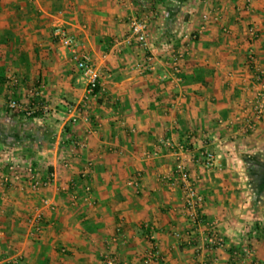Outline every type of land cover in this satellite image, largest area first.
<instances>
[{
  "label": "crops",
  "instance_id": "crops-1",
  "mask_svg": "<svg viewBox=\"0 0 264 264\" xmlns=\"http://www.w3.org/2000/svg\"><path fill=\"white\" fill-rule=\"evenodd\" d=\"M244 5L158 0L146 10L141 0H0V153L20 156L22 169L30 164L48 181L35 190L26 177L3 183L9 171L0 161V264H96L105 255L144 264L153 247L158 264H264V116L254 131L243 127L264 86V0L251 11ZM206 13L203 35L183 38ZM147 15L157 67L140 73L146 53L130 21ZM56 21L101 72L86 105V81L53 38ZM179 50L186 54L179 80L162 81L164 62ZM11 98L26 111L8 108ZM176 144L186 145L204 198L196 226L174 180ZM201 151L215 153L218 166L206 169ZM137 173L138 185H129ZM43 198L55 208L44 209L37 229L31 219ZM210 235L224 244L212 247Z\"/></svg>",
  "mask_w": 264,
  "mask_h": 264
},
{
  "label": "built area",
  "instance_id": "built-area-1",
  "mask_svg": "<svg viewBox=\"0 0 264 264\" xmlns=\"http://www.w3.org/2000/svg\"><path fill=\"white\" fill-rule=\"evenodd\" d=\"M155 1L158 0H141L142 6L148 10L150 7L152 8ZM254 0H245L244 9L246 11H251L252 4ZM152 13V12H151ZM211 13H206L202 16V24L197 30L189 31L188 33L183 35V38H185L189 42H195L197 41L204 33L206 29V24L210 21ZM130 27H131V37L136 40V43L138 47L145 51V61L143 63H139L136 65L137 70L140 73H144L146 71H153L157 67V61L150 50V44L148 41V27H149V15L144 16L143 18H133L130 21ZM53 38L56 42V44L68 51L70 53V59L74 62L75 67L80 71L83 79L86 81V93L83 98V104L86 105L88 101L96 96V93L99 91L101 85H100V77L101 72L100 70L95 67V65L92 63L91 58L89 54L84 50L85 48L79 41L78 37L70 31L66 25L61 21H56L53 25L52 29ZM247 34L250 39H255L258 36V29L256 25H250L247 29ZM128 44L131 43V40L127 39L125 40ZM116 44L120 45L119 42ZM115 48L117 49L118 46L115 45ZM185 50H179L176 52H173L169 58L164 62V65L166 66V71L161 75L160 79L162 81H168L173 80L177 81L179 80L177 75L181 72V63L185 59ZM261 73L258 74V78L260 79ZM12 79L13 83H16V79L14 77L10 78ZM8 106L12 110L17 111H26L24 109L23 105L18 102L15 98H11L8 101ZM245 114L247 112V109L244 111ZM34 114V110H27V115ZM245 125H243L244 130L246 132L254 131L257 127V124L259 121L262 120L264 116V86H261L259 90L256 92V96L250 101V111L245 115ZM241 119L240 117L236 118V120ZM75 120V119H73ZM235 120V119H234ZM232 122V121H231ZM170 146H172L171 143H168ZM179 150V152L175 153L176 162H175V168H174V177L176 182L180 183V187L183 193L182 201L184 204V207L186 211L188 212V215L193 223L194 226L196 224L201 223L202 216H201V208L204 203L203 196L199 193L197 186L192 179L191 173L188 169L187 160H188V153L186 151V145L185 144H176V146ZM1 156V155H0ZM200 159L199 162L202 163V165L206 169H212L218 166L217 164V155L213 152L209 151H201L200 152ZM12 158V157H10ZM6 167L8 168V173L3 174L2 180L3 183H9L11 179L15 180L17 183H22L23 177H26V181L29 183V185L35 190V189H42L45 186L48 185V181H44L43 179L37 177V175L34 173V168L32 165L28 164L24 169H22V166L17 163L14 160L8 159L4 163ZM25 170V176L22 174V171ZM84 178L85 176L82 175ZM142 177V173H137L135 177L129 180V185H135L137 186L140 179ZM69 188V185H64L61 187V190L65 191ZM86 191H90V187H86ZM75 195H73L74 197ZM42 208L37 210L35 214L32 217V224L36 225L37 229H39L40 221L43 218V211L46 208H50L53 210L55 207L52 203H50L48 198H43L41 200ZM207 241L212 247H218L222 246L224 244L223 238L219 235L215 236H209L207 237ZM246 251V250H245ZM249 253V251H246ZM159 254L156 250V248H152L148 250V252L145 255L144 258V264H158L159 262ZM96 264H127L125 262H122L118 260L115 256H104L102 257Z\"/></svg>",
  "mask_w": 264,
  "mask_h": 264
},
{
  "label": "rangeland",
  "instance_id": "rangeland-1",
  "mask_svg": "<svg viewBox=\"0 0 264 264\" xmlns=\"http://www.w3.org/2000/svg\"><path fill=\"white\" fill-rule=\"evenodd\" d=\"M2 153V152H1ZM0 153V154H1ZM12 158H9V157H7L4 153H2V156H0V161L2 162V163H5L6 162V160L5 159H11V160H14L15 159V161L17 162V163H19L21 166H23V162H22V160H21V158H20V156H18V155H15L14 154V156H11ZM27 165H25V167H26Z\"/></svg>",
  "mask_w": 264,
  "mask_h": 264
},
{
  "label": "trees",
  "instance_id": "trees-1",
  "mask_svg": "<svg viewBox=\"0 0 264 264\" xmlns=\"http://www.w3.org/2000/svg\"><path fill=\"white\" fill-rule=\"evenodd\" d=\"M10 99H8V101H9ZM8 108H10V107H8ZM35 114V113H34ZM34 114H32V116H35Z\"/></svg>",
  "mask_w": 264,
  "mask_h": 264
}]
</instances>
